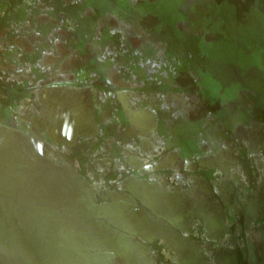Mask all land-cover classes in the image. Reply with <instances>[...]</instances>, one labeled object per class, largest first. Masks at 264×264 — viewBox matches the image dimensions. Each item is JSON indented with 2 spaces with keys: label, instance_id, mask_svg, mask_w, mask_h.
Instances as JSON below:
<instances>
[{
  "label": "flooded vegetation",
  "instance_id": "obj_1",
  "mask_svg": "<svg viewBox=\"0 0 264 264\" xmlns=\"http://www.w3.org/2000/svg\"><path fill=\"white\" fill-rule=\"evenodd\" d=\"M61 219L103 264H264V0H0V264H61Z\"/></svg>",
  "mask_w": 264,
  "mask_h": 264
},
{
  "label": "water",
  "instance_id": "obj_2",
  "mask_svg": "<svg viewBox=\"0 0 264 264\" xmlns=\"http://www.w3.org/2000/svg\"><path fill=\"white\" fill-rule=\"evenodd\" d=\"M58 178L60 179L61 183L59 185L60 189V195L61 196H69L67 192L69 191L68 187V181L74 174L71 170L66 168H61L60 170H57ZM79 187L77 188V193H73L72 195L79 196L80 194ZM64 204H66L64 202ZM14 223V221H12ZM66 228V225H64L63 219H61V233H60V261L61 264H66V261L70 258H74L76 261H78V264H103L104 263V256L107 255L105 252H101V250H115L118 252L119 249L117 247H108V246H102V245H93L96 241V238H101V233H95L93 232H75V231H63ZM29 242L33 243L35 239L31 240V236H28ZM4 238V237H3ZM4 241V240H3ZM36 242L40 244H48L47 237L45 239H42L39 241L36 240ZM80 243H86L89 244V247H71L75 246L76 244L79 245ZM92 244V245H90ZM91 250H95V253H92Z\"/></svg>",
  "mask_w": 264,
  "mask_h": 264
},
{
  "label": "bare ground",
  "instance_id": "obj_3",
  "mask_svg": "<svg viewBox=\"0 0 264 264\" xmlns=\"http://www.w3.org/2000/svg\"><path fill=\"white\" fill-rule=\"evenodd\" d=\"M68 187H69V189H70V186H69V185H68ZM68 192H69V191H68ZM68 192H67V193H68ZM68 194H69V193H68ZM89 232H90V231H89ZM91 232H92V231H91ZM59 239H60V238H59Z\"/></svg>",
  "mask_w": 264,
  "mask_h": 264
}]
</instances>
